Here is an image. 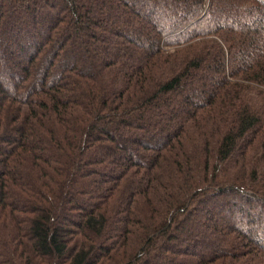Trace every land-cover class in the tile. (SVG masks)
<instances>
[{
    "label": "trees",
    "instance_id": "trees-1",
    "mask_svg": "<svg viewBox=\"0 0 264 264\" xmlns=\"http://www.w3.org/2000/svg\"><path fill=\"white\" fill-rule=\"evenodd\" d=\"M102 1L0 0V264H264V0Z\"/></svg>",
    "mask_w": 264,
    "mask_h": 264
},
{
    "label": "rangeland",
    "instance_id": "rangeland-1",
    "mask_svg": "<svg viewBox=\"0 0 264 264\" xmlns=\"http://www.w3.org/2000/svg\"><path fill=\"white\" fill-rule=\"evenodd\" d=\"M98 5H104V2L102 0H84V1H79L77 3V6L81 9V13H83V15L85 14V12H89L88 18L84 19L85 23H87L88 21H92V20H98V19H102L104 18L103 16L106 17H114V21L113 22H120L119 19V15H116V10H113V8L108 5L105 6V10L104 11H100L98 9ZM0 8L4 9V5L1 3L0 4ZM37 9H41L40 8V4L36 5ZM42 14H44V12H42ZM46 21H48V15L45 19ZM42 21V22H45ZM47 23V22H46ZM17 27L18 26H14ZM16 31V30H15ZM124 47L122 48V52H125V54L130 53V49L127 48V46L124 44ZM96 183H92V186H88L87 189L88 191L91 192V198L95 197L94 194H97L96 191ZM91 188V189H90ZM88 198L86 200V202H84V205L86 207L90 206V204H92V199ZM215 225V223H214ZM213 236L211 234H209L208 232H206V230L202 229V227L198 226L197 224L194 223H184L182 224V228H181V234L179 233L178 239L176 242H174L172 245L178 247V248H184L185 245L187 244L188 241L190 240H207L208 242H214V249H217L219 246L217 245V241L216 238H212ZM177 260H171V259H162L161 260V264H177Z\"/></svg>",
    "mask_w": 264,
    "mask_h": 264
}]
</instances>
